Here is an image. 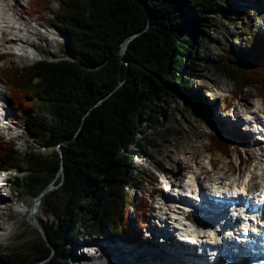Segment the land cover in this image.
Here are the masks:
<instances>
[{
  "label": "trees",
  "instance_id": "16d2710c",
  "mask_svg": "<svg viewBox=\"0 0 264 264\" xmlns=\"http://www.w3.org/2000/svg\"><path fill=\"white\" fill-rule=\"evenodd\" d=\"M52 1L58 5L43 20L65 37L70 58L39 59L6 74L13 121L50 153L0 139V169L13 173L14 191H32V199L62 171L58 189L39 200L58 225L39 222L45 238L35 229L34 238L0 250V264H66L68 244L79 235L139 239L140 224L124 203L137 220L149 213L134 189L155 176L134 158L144 156L169 100L180 97L186 107L207 101L191 90L202 61L190 50L207 30L217 31L216 17L230 12L223 0H31L37 12ZM135 33L122 55V43ZM211 64L233 85L234 97L254 88L264 100L259 36L222 49ZM208 140L209 152L229 157L232 143L222 133Z\"/></svg>",
  "mask_w": 264,
  "mask_h": 264
},
{
  "label": "rangeland",
  "instance_id": "374dc122",
  "mask_svg": "<svg viewBox=\"0 0 264 264\" xmlns=\"http://www.w3.org/2000/svg\"><path fill=\"white\" fill-rule=\"evenodd\" d=\"M252 2L253 0H223V7L230 12L226 13L223 17H216L214 19L217 31L212 32L207 30V37L204 39L201 37L197 38L198 48L195 44L192 45L190 54L192 56L197 54V57L201 58L202 63L197 68L198 73L191 79V90L193 93H198V90L207 89L211 92V98L214 99L212 102H214L215 107L212 105L211 100L202 101L194 105L190 104L186 107L183 103L184 99L180 97L169 100L166 103L165 118H160V126L156 128V133L151 131L152 133L148 142L149 147L144 156L134 158V161L141 162L149 170L148 172L157 176L158 180L166 179L168 176L181 178L182 175L187 176L188 179L196 175L198 179H206L210 175H218L224 169L229 171L228 174L241 175L256 160L254 151L250 155L245 151L246 148L250 147V144L247 143V145L241 147V143L235 139L232 142L233 145L230 148L228 158L219 152H209L208 136L212 132H222L227 139L228 136L227 132L221 130L212 118H207L209 112L216 118L221 117L220 115L218 116V112L220 111L222 102H226L227 100L231 101L230 104L237 111L242 104H245L242 107L255 108L251 104L252 102L264 108L263 99L257 95L254 88L247 89L240 97H234L233 85L222 76L215 74L211 64V60L216 59L224 48L229 46L235 48L248 46L250 38L253 35L259 36V39L264 42V22H261L262 20L264 21V6H257L254 2L251 4ZM4 3L17 6L16 11L21 17L20 20L13 19L14 22L21 23L19 29L11 30V33L7 36L15 37L14 43L2 42L0 35V82L3 89L1 92L3 93V99L8 101L11 94L7 86L6 74L10 68L32 64L39 59L49 61L64 57L70 58V56H68L63 46L65 37L55 29L48 27L46 21L42 20L51 16V9L55 10L58 5L56 1L50 3V9L45 8L40 12H37L32 7L31 0H22L21 4H18L16 0H4ZM9 12L11 11L9 10ZM29 12L31 13L29 14ZM40 18L42 19L40 20ZM28 41H31L32 46L28 44ZM197 49L200 51V54H198ZM249 96H253V98L250 99ZM224 98L225 100L223 101ZM10 110L8 105H5V108L0 110L1 115H3L0 118V126L2 127L0 129V139L2 142L4 144L11 142L15 148L21 151L37 148L41 149L44 154H49L50 151L42 149L40 143L33 140L22 125L13 121ZM165 121H167V125ZM227 121L229 122V120L225 122L227 123ZM62 146V144H58L56 149L61 151ZM210 158L212 159L208 162ZM156 167L157 169H155ZM208 169H211L210 173H207ZM12 177L13 173L11 171L0 172V181L3 182L6 188L11 185ZM61 177L62 171H59L56 178L49 183L51 187L49 191L58 189ZM203 182L204 180H201V185L204 184ZM153 183V181H145L141 185V194L137 196L135 201H138L140 198H142L140 200H147L150 189L154 187ZM6 188H0V192H3L4 195L9 194ZM161 190L163 191V189ZM32 193V191L23 189L18 192L12 191L10 201H0V212L6 217V220H3L0 227L1 251L15 248L20 246L23 241L34 238L36 236L35 229L39 231L34 225L35 222L49 221L53 222L54 225H58V221L54 217L45 215L42 212L43 208L39 201L41 197L38 200L32 199ZM165 200L169 201L170 199L167 198ZM146 204L150 206L149 213L156 214L153 208V205L156 203L147 200ZM13 206L24 208L26 212L19 213L12 211ZM32 206L33 216L30 215ZM129 218L132 219L133 215L130 214ZM9 228L12 229L11 232H9ZM39 234L42 235L40 232ZM43 237L45 238V235ZM115 239L121 240L117 237ZM83 240L89 242L91 246L102 247L103 250L101 253L92 255L91 259L86 261L74 258H71L69 261L64 257L63 261L66 264H143V261L138 259L135 262L116 260L109 254V252H112V254L118 253L112 247L103 245V242H98L96 238L90 239L86 236L81 237V235L70 241L77 242L75 244L78 245V249L74 250L75 256L83 255L81 254L82 252L80 253V247L84 246H81L79 243H82ZM112 240L114 239L112 238ZM136 240L139 242V239ZM121 242L123 243L124 240H121ZM104 247L107 248L104 249ZM66 253L68 254V251ZM96 255H98L97 258Z\"/></svg>",
  "mask_w": 264,
  "mask_h": 264
},
{
  "label": "bare ground",
  "instance_id": "6f19581e",
  "mask_svg": "<svg viewBox=\"0 0 264 264\" xmlns=\"http://www.w3.org/2000/svg\"><path fill=\"white\" fill-rule=\"evenodd\" d=\"M18 2V4L22 3V0H16ZM255 5H260L261 7L264 6V0H253ZM253 2L251 4H253ZM12 4V3H11ZM17 6H15L14 4L9 5V4H5L4 0H0V35H1V40L2 42L5 43H14L15 42V37H7L10 33L11 30L13 29H19V26L21 23H17V21L14 22L13 19L16 20H20V14L17 13ZM9 10L11 12H9ZM264 11V9H263ZM38 19V18H37ZM42 18H40L41 20ZM43 20V19H42ZM13 21V22H12ZM12 22V23H11ZM28 44L32 46L31 41H28ZM1 95L3 96V93L0 90ZM213 106L214 102H212ZM242 106H245V104H242ZM246 108V107H244ZM258 108H260V106H258ZM235 109V108H234ZM1 110V109H0ZM212 110V108H211ZM214 112V111H213ZM217 113V112H216ZM1 115V112H0ZM219 116V114H218ZM212 118L213 120H219L218 118L214 117V115L209 112L207 115V118ZM225 120V119H222ZM222 127L223 130H225L227 132V134L230 137H236L238 136V132L240 131V128L237 126V124L233 123L232 125H226V123H222ZM2 127L0 126V129ZM245 139H248L249 135H245L244 134ZM212 158H210L208 160V162L211 161ZM211 169H208L207 173H210ZM224 173H229L228 170L224 169L223 170ZM248 175L252 174L251 168H249L248 170ZM247 175V176H248ZM253 178V176H251ZM230 177L228 179H226V181H229ZM262 182H264V178H262ZM226 183V182H225ZM232 184H235V180L233 179L231 181ZM207 185H210V183H206ZM194 185V183H193ZM0 188L5 189V185L3 184L2 181H0ZM9 191L8 195H4L3 192H0V201H10L12 198V194L11 192L14 191L12 188V185H9L8 188H6ZM12 190V191H11ZM36 205V204H35ZM163 206H165V203L163 204ZM13 210L12 211H17V212H26V210L24 208L21 207H12ZM1 209V206H0ZM159 211H162V208L158 207ZM219 209V208H218ZM184 214V213H183ZM31 215V214H30ZM4 218H2V217ZM0 227L2 226L3 220H6V217L4 214H1L0 212ZM140 233V232H139ZM209 233H211L209 231ZM138 235V233H137ZM110 237V236H109ZM106 237L103 240H105V245L112 247L116 252L126 256V257H131V259L133 260H140L143 261V264H149V262L155 263V264H191L192 259L190 256H188L186 254V252L188 253V249H185L181 244L179 243H175L173 238H161L159 239V237H154L153 241H146L144 243L143 240L139 237V241L136 240L135 238L132 240H126L123 243L121 242V240H116L115 237H113L114 240H112V238L110 237ZM116 241V242H115ZM74 246V248L72 249V251H74L76 248L78 249V245H76L75 243L77 242H70L69 243V247L70 245ZM80 245L83 244L81 242H79ZM113 243V244H112ZM175 245H177V247H175ZM99 247V246H98ZM100 248V249H99ZM98 249L100 251H102V247H99ZM186 251V252H185ZM82 252V253H81ZM80 253L84 254L83 251H81V247H80ZM194 260V259H193ZM128 262H132V261H128Z\"/></svg>",
  "mask_w": 264,
  "mask_h": 264
},
{
  "label": "water",
  "instance_id": "95a60500",
  "mask_svg": "<svg viewBox=\"0 0 264 264\" xmlns=\"http://www.w3.org/2000/svg\"><path fill=\"white\" fill-rule=\"evenodd\" d=\"M136 35H137V33L130 35V36L126 39V41L122 43V47H121V54H122V55H123L124 52H125V49H126V47H127V45H128V42H130V40H132ZM50 189H51V187H50L49 184H48V185L44 188V190L42 191V193L39 194V195L35 198V200H38L39 197H41L44 193H46V192L49 191ZM31 210H32V209H31ZM30 214H31V216H33L32 211H30ZM34 222H35V220H34ZM34 225L39 229V232L42 234V236H44V233H43L41 227L39 226V223L35 222ZM39 264H42V262H40Z\"/></svg>",
  "mask_w": 264,
  "mask_h": 264
},
{
  "label": "snow or ice",
  "instance_id": "6c2138e0",
  "mask_svg": "<svg viewBox=\"0 0 264 264\" xmlns=\"http://www.w3.org/2000/svg\"><path fill=\"white\" fill-rule=\"evenodd\" d=\"M189 230L191 231L192 229H191V228H189ZM208 235H210V236H211V235H213V233H208Z\"/></svg>",
  "mask_w": 264,
  "mask_h": 264
},
{
  "label": "clouds",
  "instance_id": "9594fccd",
  "mask_svg": "<svg viewBox=\"0 0 264 264\" xmlns=\"http://www.w3.org/2000/svg\"><path fill=\"white\" fill-rule=\"evenodd\" d=\"M12 231V229L11 228H9V232H11Z\"/></svg>",
  "mask_w": 264,
  "mask_h": 264
}]
</instances>
